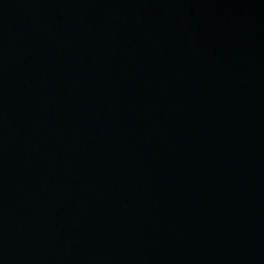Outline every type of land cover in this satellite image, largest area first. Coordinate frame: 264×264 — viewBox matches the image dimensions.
<instances>
[{"label":"water","instance_id":"obj_1","mask_svg":"<svg viewBox=\"0 0 264 264\" xmlns=\"http://www.w3.org/2000/svg\"><path fill=\"white\" fill-rule=\"evenodd\" d=\"M0 264H264V0H0Z\"/></svg>","mask_w":264,"mask_h":264}]
</instances>
